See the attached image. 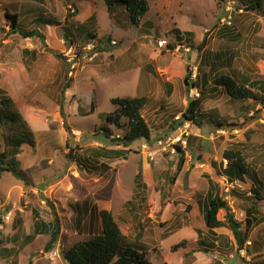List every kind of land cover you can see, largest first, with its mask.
<instances>
[{
    "label": "rangeland",
    "instance_id": "obj_1",
    "mask_svg": "<svg viewBox=\"0 0 264 264\" xmlns=\"http://www.w3.org/2000/svg\"><path fill=\"white\" fill-rule=\"evenodd\" d=\"M93 1L91 9L90 0H0V99L13 100L34 136V146L22 145L17 155L27 185L8 171L0 175L1 246L16 254L15 264H70L60 253L100 232L101 209L111 210L132 241L137 221L125 204L144 193L141 241L151 264H264V221L251 226L241 250L226 228L214 229L225 244L211 250L197 244L212 238L200 205L213 190L209 180L243 231L251 202L256 217L264 216V105L233 100L213 83L216 73L264 80V0L255 10L248 9L249 0H148L138 25L122 8L113 6L110 13L104 0ZM6 11L18 14L22 28H38L44 39L14 32ZM41 17L50 23L36 22ZM86 22L89 28L95 23L89 40L77 30ZM224 26L230 32L219 30ZM143 95L141 113L153 138L124 148L117 140L125 126L105 120L116 108L111 98ZM193 97L200 99L196 120L177 125ZM3 133L0 127V153ZM179 135L185 147L175 141ZM98 150L126 155L97 156ZM230 150H239L247 165L242 180L231 182L223 172ZM139 170L144 192L136 185ZM50 204L60 221L57 242L46 251L49 237L37 235L24 246L36 217L53 218ZM182 241L184 247L171 250ZM0 264H14L13 258L0 256Z\"/></svg>",
    "mask_w": 264,
    "mask_h": 264
},
{
    "label": "trees",
    "instance_id": "obj_2",
    "mask_svg": "<svg viewBox=\"0 0 264 264\" xmlns=\"http://www.w3.org/2000/svg\"><path fill=\"white\" fill-rule=\"evenodd\" d=\"M148 0H104L108 10L112 13L113 6L122 8V11H127L132 24L138 25L139 20L146 14L149 9ZM220 5L223 0H216ZM248 9L255 10L261 7V0H249ZM91 9L93 8L94 1L90 0ZM94 16V13L91 16ZM5 16L10 20V28L19 33L24 37H38L41 40L44 39L38 28L24 29L18 21V14L16 12L9 13L5 12ZM90 16V18H91ZM95 17V16H94ZM36 22H46L49 24L48 20L43 17L38 18ZM95 23H90V28L87 26V22L84 25H80L78 30V35L80 39L89 40L90 37L94 38ZM67 31V27H64ZM221 31H229L230 29L226 26L221 27ZM70 33V32H69ZM65 37H68L67 32H65ZM109 43V38L107 39ZM205 43L203 39L201 45ZM169 48V45H167ZM59 56H61L59 54ZM189 71L184 77V81L188 84L189 81ZM205 79L203 77L201 84L203 85ZM213 83L215 88L218 86L223 88L228 96L233 100L244 101L247 99H252L254 101H259L264 105V80H253L248 81L247 78H243L237 81L233 77L223 74L216 73L213 77ZM196 87V84H192ZM0 94L1 90H0ZM111 103L116 105L114 111L106 113L105 120L117 126L118 128L125 126V133L119 137L117 142L121 143L124 148H127L135 140L142 139L146 142L152 140V129L144 119L141 110L147 103V98L143 96H136L132 98H111ZM200 103L199 98H190L184 111L176 119L177 125H181L184 121H195L197 118V109ZM93 109V108H91ZM175 124V122H173ZM220 126L221 123L217 122ZM0 127L4 129V133L1 135L3 143V151L0 153V175L3 171H8L12 173L17 179L22 180L25 185H27L25 173L19 168V160L17 155L20 152L22 145H28L30 147L34 146V136L33 131L29 127L26 120L23 118L21 113L16 109L13 100L6 96L0 99ZM102 132H107L108 127L103 126L100 128ZM180 144V143H179ZM181 145V144H180ZM176 149L181 153L182 149L179 145H176ZM97 156H110L113 157H125L126 153L123 150L113 151H97ZM95 155V150L93 152ZM226 159V164H223V172L226 177L234 182L235 180H242L245 175H247V165L243 160V156L239 150L235 151H225L223 155ZM98 160V159H95ZM184 158L180 156L178 159V169L183 163ZM102 165V164H101ZM255 178V177H254ZM142 174L141 171L136 173V185L137 189L145 191L146 185L141 181ZM209 184L213 190L207 193L205 200L200 204L202 207L203 221L205 227L209 230L212 235L210 239H201L197 241V244L204 250H211L212 248L218 246L219 244H225L226 237L214 234V229L216 228H226L228 229L233 237L234 246L238 250H241L247 240L248 232L254 223L259 221H264V216L260 218L256 217V203L251 202L250 207L245 209V226L244 231L241 229L242 222L235 219L230 213V208L228 207L225 199L218 193L216 185L213 181L209 180ZM256 200H259V192L256 186H252L250 189ZM251 196V195H250ZM251 201V197H247ZM139 201L142 203L146 202L145 194L139 195L136 200L126 201V212L130 217L136 219V224L134 226V231L132 233L133 240H128V234L124 232L114 217L113 213L109 209H101L98 211V216L100 217V232L92 234L89 238L83 239L75 242L69 249L62 251L64 258L70 264H151L146 261L144 255L147 253L145 245L141 241L143 236V223L141 222V213L139 212ZM50 209L53 218L49 221H45L36 217L33 224V229L30 234H27L23 238V245L31 243L37 235H47L49 240L45 245V250L49 251L54 244L57 242L58 234L60 232V221L59 217L54 211L53 205L50 204ZM225 211L224 218L219 219V211ZM95 215V210L90 211V216ZM198 236L199 232L197 231ZM2 239V240H1ZM2 237H0V256L6 258L11 256L13 258V263L16 261V254L12 252V249H7L1 245L4 243ZM215 243H219L215 245ZM264 243V239H263ZM184 241L174 244L171 246L172 251H176L180 247H184ZM247 249V248H246Z\"/></svg>",
    "mask_w": 264,
    "mask_h": 264
},
{
    "label": "built area",
    "instance_id": "obj_3",
    "mask_svg": "<svg viewBox=\"0 0 264 264\" xmlns=\"http://www.w3.org/2000/svg\"><path fill=\"white\" fill-rule=\"evenodd\" d=\"M224 20H226V18H224ZM228 22H229V21H228ZM226 23H227V21H226ZM160 44H162V43L160 42ZM88 48H89V46H88ZM192 93H193V92H192ZM193 94H195V96H198V95H199L197 91L194 92ZM175 141H176L177 143H180L182 147H185V146H186V143H187V140L184 139V138H182L181 135L177 136V137L175 138ZM224 162H225V164H226V160H224ZM225 164H224V165H225Z\"/></svg>",
    "mask_w": 264,
    "mask_h": 264
},
{
    "label": "water",
    "instance_id": "obj_4",
    "mask_svg": "<svg viewBox=\"0 0 264 264\" xmlns=\"http://www.w3.org/2000/svg\"><path fill=\"white\" fill-rule=\"evenodd\" d=\"M60 254H61V256H63V257H64V254H63V252H61Z\"/></svg>",
    "mask_w": 264,
    "mask_h": 264
},
{
    "label": "clouds",
    "instance_id": "obj_5",
    "mask_svg": "<svg viewBox=\"0 0 264 264\" xmlns=\"http://www.w3.org/2000/svg\"><path fill=\"white\" fill-rule=\"evenodd\" d=\"M199 94V93H198ZM182 147V146H181Z\"/></svg>",
    "mask_w": 264,
    "mask_h": 264
}]
</instances>
